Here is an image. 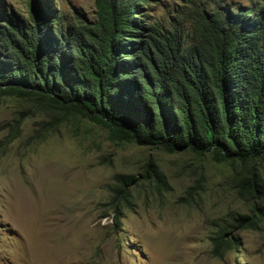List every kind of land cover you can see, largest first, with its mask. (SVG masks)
<instances>
[{"label":"trees","instance_id":"trees-1","mask_svg":"<svg viewBox=\"0 0 264 264\" xmlns=\"http://www.w3.org/2000/svg\"><path fill=\"white\" fill-rule=\"evenodd\" d=\"M186 1L191 32L142 13L152 0H94L93 22L59 12L51 0H27L26 16L0 4V97L28 102L49 123L85 118L115 144L209 153L232 166L263 158L264 0ZM141 177L166 187L149 157ZM116 180L115 213L120 197L130 202L126 186L136 176ZM245 188L251 198L263 192L255 171ZM236 225L264 229V213L251 210ZM232 227L210 237L216 256L237 246Z\"/></svg>","mask_w":264,"mask_h":264},{"label":"rangeland","instance_id":"rangeland-1","mask_svg":"<svg viewBox=\"0 0 264 264\" xmlns=\"http://www.w3.org/2000/svg\"><path fill=\"white\" fill-rule=\"evenodd\" d=\"M26 1L0 4L26 16ZM51 1L86 22L97 17L94 0ZM186 4L152 0L141 12L191 32ZM20 119L17 137L4 143ZM49 122L28 102L0 97V264H264V229L236 225L251 210L264 213V188L259 198L245 188L251 171L264 185V157L232 166L209 153L115 144L107 128L85 118ZM148 157L166 187L141 177ZM119 174L136 181L115 213ZM229 224L238 244L218 257L210 237Z\"/></svg>","mask_w":264,"mask_h":264}]
</instances>
